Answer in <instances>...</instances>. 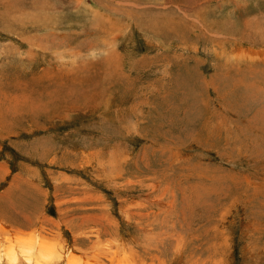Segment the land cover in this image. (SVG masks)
Masks as SVG:
<instances>
[{"label": "rangeland", "instance_id": "obj_1", "mask_svg": "<svg viewBox=\"0 0 264 264\" xmlns=\"http://www.w3.org/2000/svg\"><path fill=\"white\" fill-rule=\"evenodd\" d=\"M0 264H264V0H0Z\"/></svg>", "mask_w": 264, "mask_h": 264}, {"label": "bare ground", "instance_id": "obj_2", "mask_svg": "<svg viewBox=\"0 0 264 264\" xmlns=\"http://www.w3.org/2000/svg\"><path fill=\"white\" fill-rule=\"evenodd\" d=\"M45 254V253H44ZM32 256H33V254H32ZM50 257H52L51 255H50ZM34 258V257H33ZM31 259V258H30ZM15 259L14 258H10V262H12V263H14L13 261H14ZM16 261V260H15Z\"/></svg>", "mask_w": 264, "mask_h": 264}]
</instances>
